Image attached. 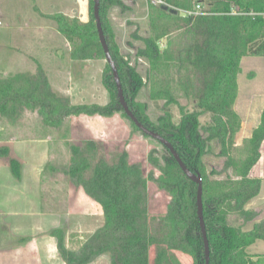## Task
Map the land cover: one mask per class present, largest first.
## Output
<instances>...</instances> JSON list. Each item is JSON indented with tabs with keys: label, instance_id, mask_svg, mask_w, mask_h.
<instances>
[{
	"label": "trees",
	"instance_id": "1",
	"mask_svg": "<svg viewBox=\"0 0 264 264\" xmlns=\"http://www.w3.org/2000/svg\"><path fill=\"white\" fill-rule=\"evenodd\" d=\"M162 1L177 9L194 10L197 4L205 5V9L202 7V14L181 17L178 13L163 10L161 4L152 6L156 13L148 14V35L132 34L134 39L143 43L135 52L148 65L147 75L143 77L136 67L119 55L112 40L107 10L111 5H121V1L100 0L103 31L125 99L142 123L168 139L184 164L200 173L203 218L210 246L209 264H258L246 250L257 240L264 241V219L257 221L259 212L246 209L245 205L261 189V179L251 177L249 172L261 157L264 108L258 125L246 142L244 159L235 160L229 148L241 126L240 117L233 109L241 58L264 56V0H196L194 4L193 0ZM92 7L93 0H89V20L84 23L77 19L68 21L61 14L53 16L58 31L68 41L76 43L70 51L74 60L104 56ZM163 38L166 42L161 48ZM146 85L150 88L151 99L165 100L164 113L156 120L146 112L145 103L135 102V97ZM105 86L113 104L111 107L74 105L68 96L52 89L41 67L35 73L0 76V117L16 120L29 110L38 114L44 126L58 129L64 119L72 115L105 116L113 110H121L109 65L106 66ZM179 95L191 100L195 106L192 111L179 105ZM170 104L180 107L181 118L176 124L172 121ZM203 115L210 117L205 125L200 123ZM211 141L219 143L218 155L226 157L224 171L232 168L236 178L229 173L223 178H214L212 176L220 172L207 171L203 158ZM165 150L168 155L163 162L152 155L149 157L150 163L159 171L157 177L153 173L145 176L138 164L129 162L124 151L113 163L99 159L92 176L86 179L84 172L90 163L81 155L80 147H70L75 160L63 173L74 187H81L101 206L104 222L76 251L65 247L62 231L51 233L65 264H89L102 254L109 255L110 264H150V246L153 244L189 255L192 264H204L203 240L196 211L197 184L186 177L173 156ZM10 162L15 163V160ZM149 180L170 196L166 216L172 222L174 233L166 238L156 237L149 231ZM231 213L240 217L239 226L230 223ZM251 222H254L251 229L242 230V225Z\"/></svg>",
	"mask_w": 264,
	"mask_h": 264
},
{
	"label": "rangeland",
	"instance_id": "2",
	"mask_svg": "<svg viewBox=\"0 0 264 264\" xmlns=\"http://www.w3.org/2000/svg\"><path fill=\"white\" fill-rule=\"evenodd\" d=\"M22 1L25 0H0V76L7 77L22 72L35 73L37 68L41 67L47 74L52 89L58 94L68 96L72 104L111 107L113 104L105 86L108 65L105 57L72 59L70 51L76 43L68 41L58 31V23L53 18L54 15L40 18L32 16L33 20L29 19L31 20L28 21L29 26L23 31L18 33L13 31L9 26L10 17L6 12H12L13 5L17 7ZM53 1L57 0H44L45 7L56 4ZM120 1L121 5H111L107 10V19L113 31L112 40L118 47L119 55L136 67L143 77H146L148 65L135 54L136 48L143 43L141 40L134 39L132 34L137 32L141 36L148 35L150 29L148 14H152V11L156 13L152 10V6L161 4L160 0ZM195 1L193 0V4ZM61 2L70 8L68 15L65 16L68 21L77 19L84 23L89 20V0H61ZM202 7L205 9V5ZM184 13L183 9H178L177 15L182 17ZM39 27L43 30H37ZM165 42L166 38L160 41L161 48ZM248 57L254 59L255 56ZM257 61L247 60L248 64L243 67L242 75L250 86L249 90L264 91V62ZM249 70L252 73L255 72L256 76H246ZM240 73L241 68L237 76L238 80ZM240 91H246L245 83L240 84ZM177 99L179 105L184 106L186 111L194 109L195 106L191 100L181 95L177 96ZM135 102L145 103L146 112L153 120L164 113L165 100L151 99L150 88L147 85L137 94ZM179 105H169L173 116L172 121L175 124L181 118ZM240 108L241 103L237 101L236 108L233 105V109L242 123L244 117ZM27 111L22 113L25 115L23 120L31 124L29 125L34 135L48 134L51 139L50 159L43 179L45 195L43 204L48 211L58 215L60 224L56 228H51L50 233L62 231L65 247L76 251L95 230L103 225L104 217L101 206L89 198L81 187H74L69 177L63 173V170L75 160L70 147L72 145L80 147L81 155L88 159L90 165L84 172L86 179L92 176L94 166L99 159L104 158L109 163H113L124 151L128 154L129 162L138 164L145 176L153 173L157 177L159 171L150 163L149 157L152 155L163 162L168 152L160 142L145 136L135 128L122 109L113 110L105 116L72 115L64 119L62 126L58 129L44 126L36 112ZM209 121L208 115L200 117L201 125ZM251 123L252 120L246 121L244 127L240 126L233 138L234 144L229 148L230 155L237 161L244 159L247 154L245 145L251 134ZM201 132L205 135L204 130ZM219 152V143L211 141L203 158L207 171H219L220 174L212 176L214 178H223L227 173L236 178L232 168L227 172L224 171L226 157L218 155ZM262 194L264 195V183ZM169 201L170 196L159 190L155 182L149 180V231L156 237L166 238L174 233L172 222L166 216ZM259 203L261 208L258 211L257 221L264 219V198ZM229 220L235 226L241 223L236 213H231ZM253 223L242 225V230L251 229ZM246 251L249 256H252L249 249ZM192 262V257L180 251L167 250L165 246L158 244L150 246V264H192ZM89 264H110L109 255L102 254Z\"/></svg>",
	"mask_w": 264,
	"mask_h": 264
},
{
	"label": "crops",
	"instance_id": "3",
	"mask_svg": "<svg viewBox=\"0 0 264 264\" xmlns=\"http://www.w3.org/2000/svg\"><path fill=\"white\" fill-rule=\"evenodd\" d=\"M53 3L56 4H49L48 8L44 0H25L17 7L13 5L12 12H6L10 17L9 26L18 33L29 26L28 21L33 20L32 16L68 15L70 8L64 2L57 0ZM37 30L42 31L43 28ZM247 60L262 63L264 56H255L254 59L243 56L240 78H237L238 91L234 107L240 101L244 117L241 125L244 127L246 121L252 120V132L264 108V91L249 90L250 86L242 75ZM246 74L256 76L251 70ZM241 83H245L246 91H240ZM24 118V114L16 120L0 117V264H64L57 251L56 239L50 233L51 228L59 226L60 219L43 204V179L49 164L51 139L48 134L34 135L31 124L24 122ZM11 159L15 163H11ZM249 175L261 179V189L246 208L260 211L259 202L264 198V140L261 157ZM247 249L253 261L264 264V241L257 240Z\"/></svg>",
	"mask_w": 264,
	"mask_h": 264
},
{
	"label": "water",
	"instance_id": "4",
	"mask_svg": "<svg viewBox=\"0 0 264 264\" xmlns=\"http://www.w3.org/2000/svg\"><path fill=\"white\" fill-rule=\"evenodd\" d=\"M99 6H100V0H93V7H92V12L95 20V25H96V31L98 35V39L101 45V48L104 53L105 60L107 64L110 67L113 80L115 83L116 87V92H117V98H118V103L120 104L121 108L127 115V117L133 122V124L144 134L149 136L152 139L157 140L160 142L168 151L169 153L173 156L175 161L177 162L178 166L182 170V172L186 175L188 179L193 181L194 183L197 184V191H196V211H197V216L199 220V226H200V232L203 240V249H204V264H209L210 262V246L207 238V232L204 224V218H203V200H202V178L200 173L197 170H190L182 161L181 157L179 154L176 152L174 149L173 145L171 142L163 137L161 134H159L157 131L154 129H151L147 127L144 123H142L137 116L133 113L132 109L129 107L124 93H123V88L120 82L119 74L117 71V67L115 64V61L111 55L108 43L105 38V34L103 31L100 15H99ZM161 8L165 11H168L171 14H177L178 9L172 6H169L168 4L162 3Z\"/></svg>",
	"mask_w": 264,
	"mask_h": 264
},
{
	"label": "built area",
	"instance_id": "5",
	"mask_svg": "<svg viewBox=\"0 0 264 264\" xmlns=\"http://www.w3.org/2000/svg\"><path fill=\"white\" fill-rule=\"evenodd\" d=\"M159 3H163L162 0H160ZM184 14L185 15H198V14H202L203 13V10L201 8V6L199 4H197L194 8V10H184ZM264 15V14H263Z\"/></svg>",
	"mask_w": 264,
	"mask_h": 264
}]
</instances>
